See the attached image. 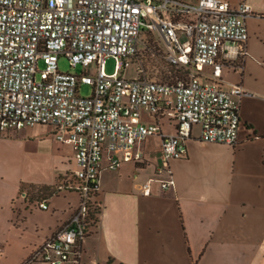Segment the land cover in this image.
<instances>
[{
	"label": "built area",
	"instance_id": "1",
	"mask_svg": "<svg viewBox=\"0 0 264 264\" xmlns=\"http://www.w3.org/2000/svg\"><path fill=\"white\" fill-rule=\"evenodd\" d=\"M252 13L248 2L228 0H0V131L55 126L57 138L75 150L83 196L68 222L21 264H83L79 243L93 229L91 201L105 151L111 169L142 163L145 152L136 144L160 135L161 173L187 155L195 125L203 142L238 143L240 102L249 91L219 84L221 54L232 45L246 53ZM144 30L158 34L166 61L184 75L160 80L141 68L137 77L123 76ZM110 56L117 60L113 73L105 68ZM60 57L85 71H61ZM83 84L91 86L88 96L80 93ZM165 116L177 121L174 133L163 132ZM154 180L144 183L145 194ZM173 184V175L161 179L163 188Z\"/></svg>",
	"mask_w": 264,
	"mask_h": 264
},
{
	"label": "crops",
	"instance_id": "2",
	"mask_svg": "<svg viewBox=\"0 0 264 264\" xmlns=\"http://www.w3.org/2000/svg\"><path fill=\"white\" fill-rule=\"evenodd\" d=\"M228 1H246L253 12L246 53L232 45L221 54L219 84L249 91L240 102L238 143L203 142L195 125L187 155L170 160L161 173L159 152L140 145L147 139L136 144L145 152L142 163L111 169L105 151L95 194L98 223L79 243L83 264H264V0ZM165 121L177 128L165 116L163 132ZM36 126L0 131V264L27 260L83 200L75 150L57 138L55 126V152L40 157L17 151L37 135ZM31 157L41 159L29 163ZM171 175L175 184L163 188L161 179ZM149 178L155 180L145 194Z\"/></svg>",
	"mask_w": 264,
	"mask_h": 264
},
{
	"label": "rangeland",
	"instance_id": "3",
	"mask_svg": "<svg viewBox=\"0 0 264 264\" xmlns=\"http://www.w3.org/2000/svg\"><path fill=\"white\" fill-rule=\"evenodd\" d=\"M141 39L142 42L140 43L139 52L133 58L127 59L128 63L125 70H123V76L132 79L139 75L141 68H144L146 74L151 78L167 81L175 80L176 78H166V76L171 73V68L168 66L164 57L163 44L158 34L155 32L151 33L147 30H144ZM116 65V58H114L113 56L108 57L105 64L106 71L108 73H113L115 71ZM58 66L59 69L64 72L81 73L85 71V68L81 64L72 66L69 59L66 57H60V59L58 60ZM39 67H43V61H40ZM94 70L95 69L93 67L88 68L89 73H93ZM80 93L84 96H88L91 93V86L88 84H83L80 88ZM50 127L51 126L48 124H37V126L34 127V132L37 133V135L34 134L33 139H26L25 144L17 145V151L20 153V155L26 154L41 157L47 153L53 151L55 152L57 145L54 136L50 133ZM164 130L170 134L176 130V127L174 124L169 123V121H165ZM195 130L198 131V129ZM38 135L42 136L39 137ZM143 144L144 146H147V151H151V149L158 151L161 144V136L157 134L150 135L147 138L146 142L140 143V145ZM40 157L29 158V163L37 164L38 162H35V160L41 159Z\"/></svg>",
	"mask_w": 264,
	"mask_h": 264
},
{
	"label": "trees",
	"instance_id": "4",
	"mask_svg": "<svg viewBox=\"0 0 264 264\" xmlns=\"http://www.w3.org/2000/svg\"><path fill=\"white\" fill-rule=\"evenodd\" d=\"M168 66L171 68V73H169L167 77H170L172 79H175L177 77H180L181 75L185 74V71L174 66L173 64H170L168 61H166ZM164 77V76H163ZM162 80V79H161ZM96 196H93V199L91 201V209H90V219H91V223H92V228L96 227L97 223H98V217L101 211V207L100 204L98 202V200L95 198Z\"/></svg>",
	"mask_w": 264,
	"mask_h": 264
}]
</instances>
